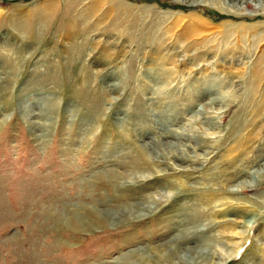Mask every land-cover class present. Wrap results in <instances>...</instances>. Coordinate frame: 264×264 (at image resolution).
Masks as SVG:
<instances>
[{"label":"rangeland","instance_id":"1","mask_svg":"<svg viewBox=\"0 0 264 264\" xmlns=\"http://www.w3.org/2000/svg\"><path fill=\"white\" fill-rule=\"evenodd\" d=\"M97 1L0 0V264H264V0Z\"/></svg>","mask_w":264,"mask_h":264},{"label":"bare ground","instance_id":"2","mask_svg":"<svg viewBox=\"0 0 264 264\" xmlns=\"http://www.w3.org/2000/svg\"><path fill=\"white\" fill-rule=\"evenodd\" d=\"M182 1H186V0H182ZM189 1H193V0H189ZM213 1V0H212ZM220 1V0H219ZM236 1H239V0H226V2H227V4H230L231 6H233V5H235V2ZM231 2V3H230ZM225 3V2H224ZM123 6V5H122ZM113 7V5H110V6H108V8L109 9H107V10H110L111 8ZM129 6H125L124 7V9L123 10H125V8H128ZM94 8H99V3H98V1L97 0H92V3H91V6H85V8H83L82 10H78L79 12H80V14H83L84 16H90L91 14V10L92 9H94ZM114 9V8H113ZM126 11H128V10H126ZM91 16H95V22L96 21H98V20H100V18H99V15H96V14H93V15H91ZM126 17V19H127V15L125 16ZM174 150V149H173ZM172 152V151H171ZM192 152V151H191ZM194 153V155L192 156V157H196V154H195V152H193ZM179 154V153H178ZM202 154V153H201ZM207 154V153H206ZM183 155H184V153H183ZM197 155H200V154H197ZM186 157H184L183 159H187L188 160V158L189 159H191V156L189 155V156H187V155H185ZM203 156V155H202ZM171 157H173L174 159H178L179 160V158L181 157H178L177 155H175V153L174 154H172V156ZM197 158V157H196ZM195 158V159H196ZM229 163V162H228ZM230 164V163H229ZM261 165V164H260ZM176 166V165H175ZM262 167V166H261ZM175 169H177L178 171H181V168H177V167H175ZM259 169V168H258ZM258 169H256V170H254V171H256V172H258ZM228 178V177H227ZM239 187V186H238ZM229 190H231V191H239V189H237V188H230ZM158 202V201H157ZM145 209V210H147L148 208H147V206H145V205H143V204H141V203H138V204H130V205H125L124 206V208L121 210V209H117V210H115L114 212H110V214L111 215H113V216H122V217H124L125 215H133L137 210H139V209ZM135 209V210H134ZM139 213V212H138ZM108 214H109V211H108ZM140 214V213H139ZM104 215H106V214H103V215H100V214H98V216H104ZM110 215V216H111ZM119 218V217H118ZM111 219V218H110ZM231 220V219H230ZM235 219H232V221H234ZM236 222L238 221V222H242V223H245V221L243 222L242 220H235ZM247 222L248 223H251L252 222V220H247Z\"/></svg>","mask_w":264,"mask_h":264}]
</instances>
